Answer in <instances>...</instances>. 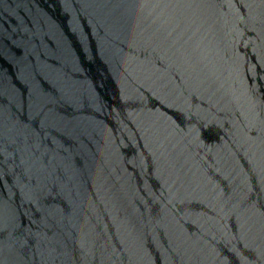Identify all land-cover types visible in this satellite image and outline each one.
<instances>
[{
    "label": "water",
    "instance_id": "1",
    "mask_svg": "<svg viewBox=\"0 0 264 264\" xmlns=\"http://www.w3.org/2000/svg\"><path fill=\"white\" fill-rule=\"evenodd\" d=\"M0 264H264V0H0Z\"/></svg>",
    "mask_w": 264,
    "mask_h": 264
}]
</instances>
